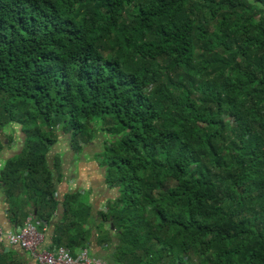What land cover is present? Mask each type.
Returning <instances> with one entry per match:
<instances>
[{"label":"trees","instance_id":"16d2710c","mask_svg":"<svg viewBox=\"0 0 264 264\" xmlns=\"http://www.w3.org/2000/svg\"><path fill=\"white\" fill-rule=\"evenodd\" d=\"M98 120L132 264H264V0H0V153L25 136L7 185L55 209L47 153Z\"/></svg>","mask_w":264,"mask_h":264},{"label":"crops","instance_id":"0c3cea01","mask_svg":"<svg viewBox=\"0 0 264 264\" xmlns=\"http://www.w3.org/2000/svg\"><path fill=\"white\" fill-rule=\"evenodd\" d=\"M8 128L15 129L9 131ZM98 128L102 131L90 142L81 143L78 151L73 148L69 134L57 133L46 157L48 170L53 176L56 201V208L50 209L43 204L35 206L32 201L34 186L27 190L19 181V174L14 176L17 181L10 180V185H7L3 171L8 162L21 153L25 141L20 125L7 126L3 130L5 148L0 153V225L5 232L18 233L32 215L35 226L45 234L40 250L54 252L67 248L77 256L87 249L92 257L102 259L106 264H132L130 258L121 253L119 231L111 222L102 220V213H106L109 205H115L119 199L120 189L106 182L103 153L110 143L105 136L107 131L100 126ZM23 177L27 178V173ZM50 211L49 218L38 215V212L47 215ZM42 218L48 219V223L41 221ZM63 230L65 241L73 243V237L78 238L79 245L73 249L56 245L54 239ZM11 251L13 255L4 260L6 264H37L20 248Z\"/></svg>","mask_w":264,"mask_h":264},{"label":"built area","instance_id":"2783aa9c","mask_svg":"<svg viewBox=\"0 0 264 264\" xmlns=\"http://www.w3.org/2000/svg\"><path fill=\"white\" fill-rule=\"evenodd\" d=\"M33 219L31 215L18 233L5 232L0 225V253L6 254L13 248H20L35 259L37 264H106L102 259L92 257L87 249H83L77 256H73L67 248L54 252L40 250L45 234L35 226Z\"/></svg>","mask_w":264,"mask_h":264},{"label":"rangeland","instance_id":"374dc122","mask_svg":"<svg viewBox=\"0 0 264 264\" xmlns=\"http://www.w3.org/2000/svg\"><path fill=\"white\" fill-rule=\"evenodd\" d=\"M16 126H18V125L16 124ZM98 126L103 127V125L101 124V121H100V120H98V122L93 123V126H92V128L90 129V130L93 132V134H94L95 136L97 135V133H98L99 131H102L101 129L98 128ZM14 129H15V128H8L9 131H12V130H14ZM105 131H106V130H105ZM101 133H102V132H101ZM105 136H106V138H107V141H108L109 143H111L112 140H113V137H112L111 135H109L108 132H105ZM106 148H107V146H106ZM105 151H106V149L104 150V153H105ZM104 153H103V154H104ZM111 205H113V204H111ZM111 205H109V206H111ZM129 257H131V256H129ZM133 264H138V263H134V262H133ZM147 264H157L156 259L148 258V262H147Z\"/></svg>","mask_w":264,"mask_h":264}]
</instances>
